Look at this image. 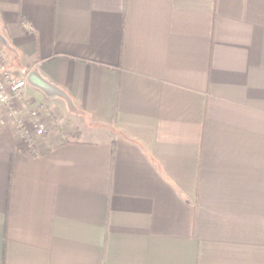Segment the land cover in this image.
Returning <instances> with one entry per match:
<instances>
[{"label": "crops", "instance_id": "crops-1", "mask_svg": "<svg viewBox=\"0 0 264 264\" xmlns=\"http://www.w3.org/2000/svg\"><path fill=\"white\" fill-rule=\"evenodd\" d=\"M0 65V264H264V0H0Z\"/></svg>", "mask_w": 264, "mask_h": 264}, {"label": "built area", "instance_id": "built-area-1", "mask_svg": "<svg viewBox=\"0 0 264 264\" xmlns=\"http://www.w3.org/2000/svg\"><path fill=\"white\" fill-rule=\"evenodd\" d=\"M26 86L25 79H13L12 76L6 71L3 65H0V108L6 110V115L13 120L18 119V111L13 106L12 97L19 96ZM32 117L36 118L37 115L34 111L31 112ZM2 114L0 113V121ZM43 126L41 124L36 125V134L41 135L43 133Z\"/></svg>", "mask_w": 264, "mask_h": 264}]
</instances>
